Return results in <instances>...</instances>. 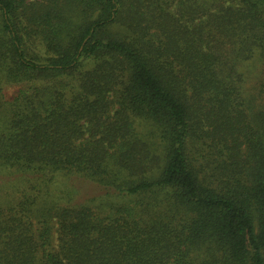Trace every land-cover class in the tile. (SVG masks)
I'll return each instance as SVG.
<instances>
[{"label":"trees","instance_id":"obj_1","mask_svg":"<svg viewBox=\"0 0 264 264\" xmlns=\"http://www.w3.org/2000/svg\"><path fill=\"white\" fill-rule=\"evenodd\" d=\"M0 264H264V0H0Z\"/></svg>","mask_w":264,"mask_h":264},{"label":"rangeland","instance_id":"obj_2","mask_svg":"<svg viewBox=\"0 0 264 264\" xmlns=\"http://www.w3.org/2000/svg\"><path fill=\"white\" fill-rule=\"evenodd\" d=\"M241 69L245 78L243 90H242L243 98L247 100L251 106L261 107L263 102L260 99L259 96L260 94L258 93V89L256 87L261 78V65L257 60H253L248 64H244ZM12 95H13V89H9L4 92L5 99H10ZM84 190L87 192V195L89 196L93 195L94 197H97L103 193L100 189H96V188L95 191H92L91 189L89 190L84 189Z\"/></svg>","mask_w":264,"mask_h":264}]
</instances>
